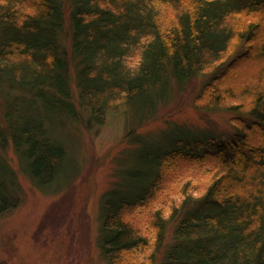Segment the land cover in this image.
<instances>
[{
  "label": "trees",
  "instance_id": "obj_1",
  "mask_svg": "<svg viewBox=\"0 0 264 264\" xmlns=\"http://www.w3.org/2000/svg\"><path fill=\"white\" fill-rule=\"evenodd\" d=\"M159 3L175 7L164 26ZM234 15L247 19L234 28ZM235 38L248 49L215 64ZM243 55L256 63L253 79L222 88ZM209 66L197 98L236 111L238 124L226 133L174 125L159 142L129 129L139 145L125 171L130 185L118 176L103 193L99 243L109 264L147 245L145 225L158 243L152 199L166 196L176 176L198 173L208 180L197 195L183 187L168 264H264V0H0L1 208L16 193L9 146L38 188L49 185L68 158L53 124L101 125L113 107H125L138 127L171 87ZM208 158L213 164L203 167Z\"/></svg>",
  "mask_w": 264,
  "mask_h": 264
},
{
  "label": "rangeland",
  "instance_id": "obj_2",
  "mask_svg": "<svg viewBox=\"0 0 264 264\" xmlns=\"http://www.w3.org/2000/svg\"><path fill=\"white\" fill-rule=\"evenodd\" d=\"M157 9L163 26L174 21L173 5L159 3ZM244 19L247 18L234 15L230 24L236 28ZM232 42L215 64L224 61L225 66L236 52L250 45L236 38ZM214 66L188 80L180 90L171 87L164 100L156 103L150 117L138 127H133L135 124L125 107L123 112L122 108L113 107L101 125L82 123L78 130L71 131L64 123L53 124V135L67 147V164L64 174L49 185L41 186L42 189L20 169L22 160L9 146L4 157L16 173V193L14 200L6 202L7 206H0V264H109L99 243L102 195L119 180L118 176L122 179L121 187H129L125 171L131 167L128 162L131 152L139 146L132 137L137 135L149 142H159L164 131L174 125L226 133L232 132L238 124L234 119L238 116L236 111L224 106L211 108L205 106V98H197ZM255 69L256 63L243 55L228 70L220 85L222 88L242 86L253 79ZM129 129L134 136H128ZM169 135L172 136L171 131ZM213 161V158L206 159L203 167ZM186 174L189 173L171 180L168 184L171 188L166 190L168 194H156L150 203L152 211H158L161 218L160 241H156L155 228L143 225L141 231L147 237V245L137 250L133 260L123 261V264H168L167 249L172 244L181 213L183 187L188 182L187 193L197 195L208 180L200 178L198 173L188 179ZM174 185L176 189L169 191Z\"/></svg>",
  "mask_w": 264,
  "mask_h": 264
}]
</instances>
